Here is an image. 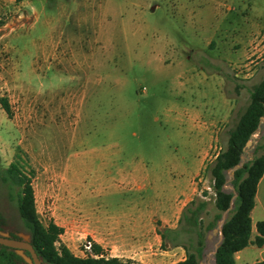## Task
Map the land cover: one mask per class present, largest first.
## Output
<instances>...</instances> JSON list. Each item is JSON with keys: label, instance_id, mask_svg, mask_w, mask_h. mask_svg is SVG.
<instances>
[{"label": "rangeland", "instance_id": "374dc122", "mask_svg": "<svg viewBox=\"0 0 264 264\" xmlns=\"http://www.w3.org/2000/svg\"><path fill=\"white\" fill-rule=\"evenodd\" d=\"M254 11L264 23V0H0L10 107L0 106V211L11 229L25 234L1 173L17 161L39 219L62 227L56 245L80 255L87 237L122 262L184 259L158 230L178 226L194 197L207 200L204 224L216 212L208 166L264 73V45L254 51L244 22ZM208 24L218 57L208 56ZM223 94L232 108L212 141L201 138ZM218 239L213 229L201 264H213Z\"/></svg>", "mask_w": 264, "mask_h": 264}, {"label": "trees", "instance_id": "16d2710c", "mask_svg": "<svg viewBox=\"0 0 264 264\" xmlns=\"http://www.w3.org/2000/svg\"><path fill=\"white\" fill-rule=\"evenodd\" d=\"M0 106L10 113L7 98L0 96ZM261 116H264V73L249 93V100L239 114L235 125L227 131L226 146L220 149L208 166L211 177L210 187L214 194L213 204L216 212L208 223H203V215L207 214V200L201 197L190 199L183 207L178 218V226L164 227L158 230L163 245H179L185 249V258L173 264H199L203 257L206 243L213 229H218L222 213L227 217L219 228L221 240L213 252V264H234L233 254L249 243L260 246L264 241V220L255 223L256 235L251 238L250 210L254 205V194L258 179L264 170L263 146L258 137L252 139L254 133L261 128ZM252 139L250 149L253 156L243 159L245 144ZM246 149V150H247ZM240 164V166H237ZM1 180L12 191L16 209L25 232L29 235V243L37 257L44 264H132L122 262L117 257L106 256L97 243L93 251L98 257H79L74 255L64 244L58 241L62 227L52 220L43 223L37 214L33 188L30 177L23 171L17 161L9 163L1 173ZM11 229L6 216L0 211V230ZM14 238L17 236L13 235ZM195 242L193 251L187 243ZM24 253L28 254L27 251ZM25 261L12 247L0 244V264H19ZM252 264H264L255 261Z\"/></svg>", "mask_w": 264, "mask_h": 264}, {"label": "crops", "instance_id": "0c3cea01", "mask_svg": "<svg viewBox=\"0 0 264 264\" xmlns=\"http://www.w3.org/2000/svg\"><path fill=\"white\" fill-rule=\"evenodd\" d=\"M221 3V2H218ZM77 7L79 6L76 5ZM253 16V24H249L248 20L244 19L245 23H246V28L248 29V35L249 33L252 31L253 34L255 36H253L252 40H250L249 42H253L255 43L254 45V51H256V49H260L257 46H263L264 45V23L263 21V14L261 11H254ZM218 28V26L216 27ZM251 28V29H250ZM217 29L214 28V26L212 27V24H208V56H213V57H218V44L217 43L214 47H211V44H213V40L216 38L217 36ZM246 31V30H245ZM261 33L262 35L261 37L256 40V33ZM245 34V33H244ZM243 36V34H242ZM257 41V42H256ZM263 41V43H261ZM217 42H220L219 40ZM248 42V43H249ZM243 48L239 49L236 51V56L237 58L239 56L241 57H245L246 54H248V51L245 52V44L241 45ZM212 57V58H213ZM224 57V56H223ZM219 74V73H218ZM220 75V74H219ZM222 103H221V108H222V112L221 114H219L220 116L215 118L212 116L213 114V110L211 112V121H208V131L205 128H200V130L198 131L201 138H207L209 141H212V139L214 138L215 134H216V130H214V127L216 126V123L218 121H222L224 119L225 116L228 115V113L230 112L231 108H232V104L229 100V98H227L225 96V94H223L222 97ZM185 116L190 115V120L192 121L193 117H195L196 115H198L197 112L195 111H187L184 112ZM193 123V121H192ZM197 127V125H195L193 123V127ZM258 133H260L259 135V143L263 146V153H264V126L261 129H258L257 131ZM208 134V135H207ZM209 146V145H208ZM250 149H247L244 154H243V159H249L250 157V153H249ZM218 153V151L215 153V155ZM214 155V157H215ZM182 208V207H181ZM250 221H251V238H253L256 235V229H255V223L258 220H264V170L262 175L260 176V178L258 179V182L256 184V190H255V194H254V205L250 210ZM165 226V224H164ZM174 224H168L165 227H174ZM102 248V247H101ZM234 257V264H252L255 261H262L264 263V241L260 246H257L256 244L253 243H249L248 245H246L245 247L237 250L234 252L233 254Z\"/></svg>", "mask_w": 264, "mask_h": 264}, {"label": "water", "instance_id": "95a60500", "mask_svg": "<svg viewBox=\"0 0 264 264\" xmlns=\"http://www.w3.org/2000/svg\"><path fill=\"white\" fill-rule=\"evenodd\" d=\"M264 116H261V119H263ZM252 145V139H248L246 141L245 144V149L244 151H246V149L248 147H250ZM241 158H243V156H241ZM237 166H240V164H238ZM231 208V205L222 213L221 219L218 223V234H219V239L218 242L221 240L222 237V231L219 228V226L221 225V223L225 220L226 218V213L227 211ZM23 239H14V238H10L8 237V233L5 231H1L0 230V244L8 246V247H12L16 249V252L21 255L23 257V259L28 263V264H43L40 259L37 257L33 247L31 246V244L28 242V234H21ZM23 249L27 250L29 252V255H26L25 253H23Z\"/></svg>", "mask_w": 264, "mask_h": 264}, {"label": "built area", "instance_id": "2783aa9c", "mask_svg": "<svg viewBox=\"0 0 264 264\" xmlns=\"http://www.w3.org/2000/svg\"><path fill=\"white\" fill-rule=\"evenodd\" d=\"M93 241L90 238L84 237L81 243L80 255L79 257H91L96 258L98 254L93 251Z\"/></svg>", "mask_w": 264, "mask_h": 264}, {"label": "flooded vegetation", "instance_id": "af4514ba", "mask_svg": "<svg viewBox=\"0 0 264 264\" xmlns=\"http://www.w3.org/2000/svg\"><path fill=\"white\" fill-rule=\"evenodd\" d=\"M1 231H5V232H7L8 233V237H10V238H14L13 237V235H15V236H17V238H14V239H23L22 238V236H21V234L22 233H20L19 231H15V230H13V229H9V230H1ZM25 234H27L26 232H25ZM28 242H29V235H28ZM15 249V248H14ZM16 250V249H15ZM24 251H27V250H25V249H23V253H24ZM28 252V251H27ZM26 254V253H25ZM26 255H29V252H28V254H26ZM44 264V263H43ZM199 264H201V263H199Z\"/></svg>", "mask_w": 264, "mask_h": 264}]
</instances>
